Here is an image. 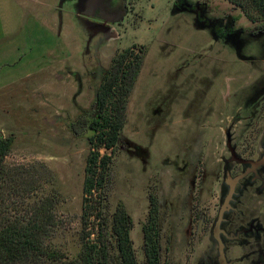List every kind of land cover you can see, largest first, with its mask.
Here are the masks:
<instances>
[{
	"label": "rangeland",
	"instance_id": "374dc122",
	"mask_svg": "<svg viewBox=\"0 0 264 264\" xmlns=\"http://www.w3.org/2000/svg\"><path fill=\"white\" fill-rule=\"evenodd\" d=\"M108 2L0 0V134L13 138L5 163L30 171L38 184L31 195L6 189L0 218H24L42 199L58 197L48 243L67 253L64 263L81 264L73 257L102 244L123 206L137 264H147L153 206L158 264H193L203 249L205 215L218 200L206 168L218 165L219 155L204 159L207 142L216 144L232 123L264 127V98L250 121L245 111L234 116L228 109L233 101L246 105L250 87L264 86V22L230 0H126L127 12L112 21ZM186 3L190 10L179 7ZM208 18L234 22L241 29L238 47L217 38ZM123 55L124 75L113 91L133 73L132 62L141 66L117 144L107 149L73 123L93 110L104 75ZM92 147L112 163L105 188L84 194ZM111 233L112 264H121Z\"/></svg>",
	"mask_w": 264,
	"mask_h": 264
},
{
	"label": "trees",
	"instance_id": "16d2710c",
	"mask_svg": "<svg viewBox=\"0 0 264 264\" xmlns=\"http://www.w3.org/2000/svg\"><path fill=\"white\" fill-rule=\"evenodd\" d=\"M185 2V0H182ZM237 6L242 7L247 15L251 12H258L264 22V0H230ZM179 6L182 10H190ZM184 8V9H183ZM238 18L234 17V20ZM255 21L254 18H251ZM128 51V49H127ZM124 57L119 61V66L108 71L105 82L96 96L94 108L89 113L77 119L73 126L80 128L82 136H86L96 142L97 146H104L107 149L115 148L123 128L126 116L127 95L133 89L134 82L141 66L138 59L131 63L133 73L121 85V91L115 92L113 89L119 81L122 73ZM124 75V74H123ZM115 100L109 103V100ZM77 132L76 129H72ZM13 138L4 137L0 134V199L6 189L22 192V195H31L38 190L37 180L32 178L31 172L26 169H12L5 163V158L12 149ZM112 158L108 154H101V149L92 147L88 157V172L85 177L84 194L92 193L97 189H104L107 183ZM30 172V173H29ZM13 191V192H14ZM58 197L51 195L41 200L38 206L29 209L24 218L10 219L0 218V264H29L30 261L39 262L43 258L50 263H64L68 255L65 251L56 249L49 245L55 233L56 220L54 216V204ZM1 205V204H0ZM155 208L152 206L149 216V224L145 230L146 257L147 264H158L159 262V242L155 233L156 221L152 218ZM25 219V220H23ZM131 218L127 215L123 206L119 207L110 236L116 238L117 258L121 264H137L134 254L133 242L130 237ZM108 231V232H110ZM104 235L101 245L91 244L82 248L73 257V260L81 264H112L110 247L112 240ZM114 233V235H113Z\"/></svg>",
	"mask_w": 264,
	"mask_h": 264
},
{
	"label": "flooded vegetation",
	"instance_id": "af4514ba",
	"mask_svg": "<svg viewBox=\"0 0 264 264\" xmlns=\"http://www.w3.org/2000/svg\"><path fill=\"white\" fill-rule=\"evenodd\" d=\"M126 7V0H109L108 19L115 21L120 11L122 15L127 12ZM198 18L206 20L204 13ZM207 24L219 39H230L236 46L241 40V29L234 27V22L222 24L208 18ZM250 91L246 105L233 101V107L228 108L234 116L245 111L248 121L262 110L264 86L250 87ZM215 143L212 139L207 142L203 157L206 160L210 152L219 155L218 165L206 168V177L217 184L213 190L218 200L214 213L205 215L203 249L193 264H264V127L232 123L222 129Z\"/></svg>",
	"mask_w": 264,
	"mask_h": 264
}]
</instances>
